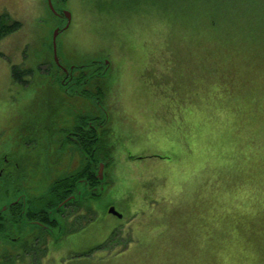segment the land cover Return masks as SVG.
Returning a JSON list of instances; mask_svg holds the SVG:
<instances>
[{
  "label": "rangeland",
  "instance_id": "1",
  "mask_svg": "<svg viewBox=\"0 0 264 264\" xmlns=\"http://www.w3.org/2000/svg\"><path fill=\"white\" fill-rule=\"evenodd\" d=\"M52 2L71 12L66 29L50 0H0V15L22 23L0 40V158L29 162L23 189L0 175V199L44 194L80 170L84 154L68 139L80 114L103 115L110 159L99 186L79 185L85 216L74 208V231L58 235V252L50 236L37 256L36 240L23 251L3 239L0 264H264V30L253 43L231 28L239 9L247 25L260 15L264 28V8L222 9L227 41L209 36L200 2ZM57 29L62 67L106 61L86 94L62 82L51 50ZM14 66L33 72L16 81Z\"/></svg>",
  "mask_w": 264,
  "mask_h": 264
},
{
  "label": "flooded vegetation",
  "instance_id": "2",
  "mask_svg": "<svg viewBox=\"0 0 264 264\" xmlns=\"http://www.w3.org/2000/svg\"><path fill=\"white\" fill-rule=\"evenodd\" d=\"M76 65L81 64H75L74 66L71 65L69 69L61 67L64 71L63 73L65 74L62 82L63 84L67 85L68 83V85L70 84L72 86L74 95L76 93L82 95L85 93L81 92V90L77 88L78 85H76V82H74L76 80V77L81 75L78 70L76 71ZM89 82L90 79L86 78L84 86H86V84ZM106 82L102 81L101 83L105 84ZM80 116L84 117L86 116V114H80ZM91 117L92 116H90V119ZM102 118L103 115L101 114H99L98 116H94V119L92 121H88V127L81 123L74 124L72 129L68 130V139L70 138L74 140L76 145H78L79 147L80 143H89L91 139L90 136L92 129L95 131L97 130V133L101 137L102 133L100 134V129L102 128L103 130L105 126V120L103 118V120L101 121ZM81 152L84 154V159L82 160L84 161V164L82 163L80 169L82 167H85L84 171H88V168L86 167V159H90V152L87 153L88 151L86 150V148L82 149ZM96 158L100 160L99 171L101 166L105 165L108 167L105 161L102 160V156H97ZM0 159L2 160L0 161V163L3 162V165L5 166L0 168V175L2 176L3 172H7V175L5 177L6 183H9L7 185H13V188L17 187L18 189H23L25 180L27 178V167L29 165L28 160L19 158L18 160H20L22 163H15L16 161H11V159L9 158V154L3 155ZM18 167L21 168L18 169ZM11 169L14 171V173L11 172L8 174V171ZM22 171L25 172H23V174H20ZM71 174L73 173L69 172L63 177L55 178L51 183L50 188L54 186V183L56 181L62 178L69 177ZM18 178L20 179L17 180ZM82 183L84 185H87L86 179H83ZM63 185L66 186V188L57 187L52 193L49 192V188L44 194H39L31 197L24 195V193H18V195H13L9 198H6L5 200L4 198L0 199V211L4 212L3 214L0 212V241H3V239L9 240L10 242L20 241L21 249L23 251H30L33 248L34 241L36 240L37 242L35 246H38V248L34 251V254H36L37 256L40 249V239H42L43 244V241L47 238V236H50L53 251L58 252L59 248L57 245L58 239L60 238L58 237V235L67 232L70 236V234L74 231V229L71 228V225H73L77 216L75 214L76 210L74 211V208L77 207L79 211L78 217L80 216L81 218L85 216L86 211V209L82 207L83 204L81 201L72 200V197L74 195H71L70 192L74 188V181L68 180ZM61 191L67 192V195H60L59 193ZM46 197H48V199ZM62 198H64V202L59 203V200ZM25 226H27V228ZM37 227H39V229H37ZM13 229L15 231H12ZM27 229H35V235L34 233L29 235L27 232L30 231H28ZM12 232H15L16 234Z\"/></svg>",
  "mask_w": 264,
  "mask_h": 264
},
{
  "label": "trees",
  "instance_id": "3",
  "mask_svg": "<svg viewBox=\"0 0 264 264\" xmlns=\"http://www.w3.org/2000/svg\"><path fill=\"white\" fill-rule=\"evenodd\" d=\"M199 2H200V8H202L203 13L201 18L203 20H205L203 22V26L206 27L208 24L213 30H209V36L211 37V34H214V32L216 31V34L225 37L227 41L232 40V34L230 33L229 30H227V28L229 27V23L228 22H224V24L222 23L221 17H225L224 14L221 12L222 9L226 8V7H231L232 12L234 13L235 10V6L240 7L241 3L244 2H249L252 5H256L258 4L259 9L264 8L263 7V2L264 0H183V4L186 6V9L192 8V7H199ZM56 3H54V7L56 9V11L60 14L63 15V9L55 6ZM258 9V10H259ZM259 14V13H258ZM56 16V14H54ZM59 16V15H58ZM183 16H185L184 12H183ZM236 19L239 21V23L236 25L234 22L231 21V28H233L236 32L242 31L245 32L249 41L250 42H256V40L260 39L262 37L261 33L262 30H264V28H262V23H263V18L258 15L256 17V19H254L253 21H250L247 25V16H245L240 9L238 10V12L235 14ZM61 17V16H59ZM12 17L10 16V14L5 13V14H1L0 15V40L2 38H4L5 36L15 32L17 29H19L22 26V23L17 21V20H13V22H7V19L9 21V19H11ZM246 23V24H245ZM203 27V30H205V28ZM248 33H252L254 35V37H250L248 36ZM243 36V35H242ZM245 36V35H244ZM261 36V37H260ZM206 38H203V40H205ZM262 39H264L262 37ZM215 40H217L215 38ZM214 40V41H215ZM194 42V40H193ZM53 47V44H51ZM51 50L53 51V48H51ZM53 53V52H52ZM2 54V52H0V55ZM51 58V56H50ZM53 58V56H52ZM54 59V58H53ZM55 60V59H54ZM105 65H103V63H99L98 61L92 60L91 62L87 63V62H83L81 63V65H76V71L78 70L81 75L76 77V80L74 82H76L77 88L79 90H81V92H84L86 94L85 90V79L89 78L90 82L95 83L97 85V78H103L106 74L107 71H105V69L107 68L106 65V61H104ZM60 67V66H59ZM25 71L27 73H32L33 70H23L20 69V67L18 66H14L13 68V78L16 81H20L22 82V74L25 73ZM59 71H61V74H64L63 70H61V67L59 68ZM86 73V74H85ZM60 77V74H56V76ZM55 76V74H54ZM63 80V79H62ZM58 81H61L60 79H58ZM102 85V84H101ZM98 84V86H101ZM69 89L72 90V86L69 84ZM62 88L65 89V86L63 85ZM102 89H99V93L97 94L98 96H94L96 97V100L98 101V105L103 106V96L105 94V89L103 88V86L101 87ZM218 107H226L227 105L223 104H217ZM228 105H230L228 103ZM228 111V110H227ZM229 112V111H228ZM91 119L93 120L94 117H91ZM91 120V121H92ZM88 117H81L79 119V124H84L85 126L88 127ZM78 130V129H77ZM81 131V130H80ZM103 134L105 135V131H103ZM104 135L101 137L99 136V134L97 133V130H91V139L89 141L88 144L85 143H80L79 147L80 149H84L86 148V150L88 151L87 153L90 152V159H86V167L88 168V171H84L85 167H82L80 170H78L76 173L71 174L69 177L66 178H62L58 181H56L54 183V186H52L50 188V193L54 192L55 189L57 187H61V188H66V186H64L63 184L66 183L68 180H73L74 181V188L71 190L70 194L75 196V200H77V196L79 194V185L82 184V180L86 179L87 182V186L91 187V188H95L97 186H99L103 181L100 179L99 177V162L100 160L97 159V156H102V160H104L105 162L108 161L109 158V154L111 152V148L109 145H106L103 137ZM204 151H202V157L204 156ZM206 156V155H205ZM108 158V159H105ZM107 165V164H106ZM60 195L66 196L67 192H60ZM48 199V197H46ZM65 198V197H64ZM59 200V203L64 202L63 199ZM2 214L4 213L3 211H0Z\"/></svg>",
  "mask_w": 264,
  "mask_h": 264
},
{
  "label": "water",
  "instance_id": "4",
  "mask_svg": "<svg viewBox=\"0 0 264 264\" xmlns=\"http://www.w3.org/2000/svg\"><path fill=\"white\" fill-rule=\"evenodd\" d=\"M50 7H51V9H52L54 12H56L52 0H50ZM56 13H57V12H56ZM64 14H65V15L67 16V18H68V23H67V25L65 26V29H66V28L69 27V25H70V21H71V12L68 11V10H65V11H64ZM58 33H59V29H57V30L55 31V34H54V38H53V48H54L55 60H56V62H57L59 65H61L60 62H59V58H58V56H57V43H56V39H57V35H58ZM103 167H104V166H101L100 171H99L100 179L103 178ZM110 212H112V213H114V214H118V212L115 210V208H112V209L110 210Z\"/></svg>",
  "mask_w": 264,
  "mask_h": 264
},
{
  "label": "crops",
  "instance_id": "5",
  "mask_svg": "<svg viewBox=\"0 0 264 264\" xmlns=\"http://www.w3.org/2000/svg\"><path fill=\"white\" fill-rule=\"evenodd\" d=\"M187 173H189L188 171H186V170H184L183 171V177H185L186 175H187ZM213 238H212V236L209 238V239H207V240H212Z\"/></svg>",
  "mask_w": 264,
  "mask_h": 264
}]
</instances>
